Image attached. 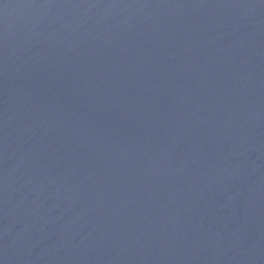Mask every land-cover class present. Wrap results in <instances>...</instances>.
<instances>
[{
    "label": "water",
    "instance_id": "water-1",
    "mask_svg": "<svg viewBox=\"0 0 264 264\" xmlns=\"http://www.w3.org/2000/svg\"><path fill=\"white\" fill-rule=\"evenodd\" d=\"M0 264H264V0H0Z\"/></svg>",
    "mask_w": 264,
    "mask_h": 264
}]
</instances>
